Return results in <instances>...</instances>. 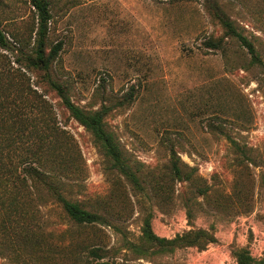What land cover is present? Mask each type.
Instances as JSON below:
<instances>
[{
  "label": "rangeland",
  "instance_id": "rangeland-1",
  "mask_svg": "<svg viewBox=\"0 0 264 264\" xmlns=\"http://www.w3.org/2000/svg\"><path fill=\"white\" fill-rule=\"evenodd\" d=\"M214 1L258 62L211 0H51L46 47L63 45L50 75L82 110H103L135 184L44 74L17 62L34 44L30 1L0 0V264H235L239 249L262 259L264 0ZM57 193L98 222H72ZM146 221L169 243L147 241ZM196 230L212 242L183 246Z\"/></svg>",
  "mask_w": 264,
  "mask_h": 264
},
{
  "label": "trees",
  "instance_id": "trees-1",
  "mask_svg": "<svg viewBox=\"0 0 264 264\" xmlns=\"http://www.w3.org/2000/svg\"><path fill=\"white\" fill-rule=\"evenodd\" d=\"M31 6L35 10L36 19V31L33 47L30 53L22 52L24 50L19 49L20 57L17 62L21 63L24 67L32 69L36 72L44 74L45 83L50 89H52L56 96L60 99L62 106L69 113V115L86 131L90 132L93 139L98 143L103 155L110 161L111 167L121 173L127 180L137 184L136 176L129 170L128 162L123 155V152L119 146V143L115 139L114 135L106 131L103 125L104 112L103 110H96L92 112H86L80 107L75 105L69 97L66 95L64 89L53 81L50 75V68L57 57L58 53L62 49L63 42L58 41L49 49L46 47V37L48 32V26L51 19L50 5L51 0H29ZM209 11L217 19L221 27L225 30V33L230 38H234L240 46L246 49L248 55H250L252 62H258V57L253 44L242 35L233 22L224 14L220 9L218 3L214 0L209 2ZM205 47L213 50H219L222 47L221 40H210L204 42ZM0 47L4 50H10L9 42L6 40L4 34L0 32ZM39 179H45V174L42 171H37L35 168L31 169ZM172 170L175 177L189 180L190 174L182 175V172L177 164V160L172 162ZM56 201L61 205L63 212L66 216L75 224L87 225L98 222V216L83 209L79 204L71 202L64 198L60 194H56ZM144 238L147 241H156L159 243H169L166 240L155 237L149 228V223L146 221L144 224ZM212 238L208 237L207 232L202 230H196L184 234L181 237V244L183 246H197L203 249L207 243L212 242ZM185 240V244H184ZM170 241V243H173ZM92 256L97 257L93 251L90 252ZM235 257V264H264V252L263 257L260 260H254L246 250L239 249L233 252ZM95 264H108L106 262H97Z\"/></svg>",
  "mask_w": 264,
  "mask_h": 264
}]
</instances>
